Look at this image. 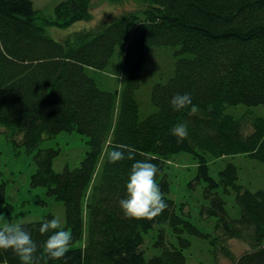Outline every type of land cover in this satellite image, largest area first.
I'll return each instance as SVG.
<instances>
[{"label":"trees","instance_id":"16d2710c","mask_svg":"<svg viewBox=\"0 0 264 264\" xmlns=\"http://www.w3.org/2000/svg\"><path fill=\"white\" fill-rule=\"evenodd\" d=\"M107 1H134L139 8L55 40L46 28L91 21L92 0H63L51 17L36 11L31 0H0V127L8 142L32 155L30 186L43 187L63 204L64 226L72 235L67 255L52 260L43 250L51 232H39L42 219L22 224L37 244V264H187L181 249L163 246L162 236L159 255L148 260L142 255L144 235L155 225L169 226L181 248L190 243L180 235L198 231L176 215L165 195L168 207L161 215L125 217L119 200L135 161L110 163L106 149L119 145L130 146L136 160L157 164L158 176L175 155H191L197 162L194 182L204 183L209 201L203 211L217 218L218 235L211 243L220 241L219 250L234 264H264V189L250 192L238 185L237 168L230 163L214 179L207 164V159L244 155L264 165V117L227 113L238 105L264 108V0ZM139 23L140 33L127 44ZM169 47L175 50L173 72L151 86V111L144 112L138 96L145 68L155 48ZM105 70L120 77L112 91L88 74ZM185 93L197 112L191 106L172 108L171 98ZM179 123L189 132L182 142L172 134ZM62 132L84 135L87 151L77 168L57 173L58 149L39 146ZM158 184L168 192L165 177ZM218 191L234 193L238 219L228 217ZM4 204L0 183V213L8 207ZM232 239L247 243L250 251L234 258L227 247ZM0 264L20 260L12 250L0 249Z\"/></svg>","mask_w":264,"mask_h":264},{"label":"rangeland","instance_id":"374dc122","mask_svg":"<svg viewBox=\"0 0 264 264\" xmlns=\"http://www.w3.org/2000/svg\"><path fill=\"white\" fill-rule=\"evenodd\" d=\"M33 8L45 17L53 16L55 5L63 0H31ZM138 4L128 1L121 5L110 4L107 0H92L90 11L92 20L89 22H77L68 28H46V33L55 40H61L73 32L89 29L100 20H113L120 14L137 10ZM116 16V17H115ZM141 23L136 24L129 32L126 42L137 37L141 31ZM175 50L173 48H155L154 54L149 59V65L145 68L142 84L139 90V100L144 112L149 111V92L154 83L165 82L172 74ZM99 87L112 91L120 77L110 70L103 72L88 71ZM119 77V79H118ZM110 86L107 88L105 84ZM104 84V85H103ZM150 111L148 113H150ZM252 113L258 117H264L262 106L245 107L238 105L227 109V113L238 117L245 113ZM146 113L145 115H147ZM4 128L0 127V183L5 186V205L7 209L0 213L8 222H19L21 224L39 221L48 215L57 216L65 224L64 206L52 196L46 194L43 187H31L30 178L35 171V164L31 154H27L23 147H14L5 138ZM86 137L75 132H62L53 138H44L39 148L58 149L59 154L53 161V170L61 173L64 169L73 170L79 166L87 146ZM233 164L237 168V184L242 188L256 192L264 189V165L244 155H233L217 159H207L209 175L218 179V174L227 164ZM197 162L191 155L180 153L175 155L166 163L162 175L156 177L160 183L165 177L168 183V192L165 197L174 202V210L177 216L190 223L200 234L182 233V239L187 240L190 245L181 248L178 236L167 225H155L144 235L140 250L145 260L161 253L163 246L167 248H179L185 256L187 264H234L219 250L220 244L214 246L211 240L216 239L218 233L215 231L217 218L208 216L203 209L209 206V201L203 197L204 183L194 182L196 176ZM224 201V209L231 219H238L239 208L235 202L234 193L223 195L218 191ZM162 236V244H158ZM81 243L76 244L79 246ZM227 247L234 258L242 253L250 251V246L239 240H228Z\"/></svg>","mask_w":264,"mask_h":264},{"label":"clouds","instance_id":"9594fccd","mask_svg":"<svg viewBox=\"0 0 264 264\" xmlns=\"http://www.w3.org/2000/svg\"><path fill=\"white\" fill-rule=\"evenodd\" d=\"M172 108L179 112L191 106V112H197V106L193 104L192 97L185 94H176L171 100ZM172 134L182 142L189 136L185 123L177 124ZM106 155L110 163H119L124 160L135 161L129 171L125 184V197L119 200V207L126 218L153 219L161 215L168 207L167 201L156 182L159 173L157 164L149 160H136L135 152L130 146L119 145L106 149ZM41 234L51 232L44 242L43 250L52 260H62L72 242V235L62 224L57 216L42 218L39 226ZM0 249L12 250L20 260V264H37L35 255L37 244L33 237L24 230L19 222H8L0 215Z\"/></svg>","mask_w":264,"mask_h":264}]
</instances>
